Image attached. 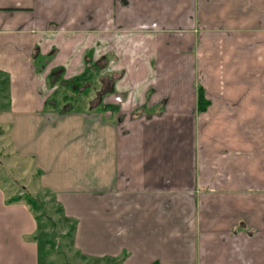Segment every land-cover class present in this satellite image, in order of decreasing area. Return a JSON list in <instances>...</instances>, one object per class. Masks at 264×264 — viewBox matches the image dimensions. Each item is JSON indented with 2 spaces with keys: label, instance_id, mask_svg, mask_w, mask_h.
Masks as SVG:
<instances>
[{
  "label": "crops",
  "instance_id": "crops-1",
  "mask_svg": "<svg viewBox=\"0 0 264 264\" xmlns=\"http://www.w3.org/2000/svg\"><path fill=\"white\" fill-rule=\"evenodd\" d=\"M89 53L106 63L91 108L118 110L47 113L50 71L79 77ZM0 76V125L52 174L39 183L79 220L77 252L264 264V0H0ZM7 203L0 192V264H38L34 216Z\"/></svg>",
  "mask_w": 264,
  "mask_h": 264
},
{
  "label": "rangeland",
  "instance_id": "rangeland-1",
  "mask_svg": "<svg viewBox=\"0 0 264 264\" xmlns=\"http://www.w3.org/2000/svg\"><path fill=\"white\" fill-rule=\"evenodd\" d=\"M5 81V77L0 76V112L5 111L8 107ZM64 94L65 92L61 98ZM61 98H59V103H61L62 109L68 104H72L74 107L73 111L66 113L67 115L95 113L106 118L107 112L104 109L100 107L93 109L92 105L90 106V102L95 101L94 92L75 96L73 100L61 101ZM46 112L60 115L57 109ZM111 122L112 124L117 123L116 120ZM72 131L78 132L77 130ZM104 146L102 138H93L90 150L102 149ZM14 148L15 146H12L9 139L8 128L0 125V192L9 200L6 205H23L34 216L36 235L32 238L26 237V239L37 242L39 246L38 264H107L105 261L95 262V259L76 251L73 239L79 220L65 216L63 205L55 197L57 193L48 188L44 189L39 183L43 174L48 175L49 180H51L52 174L38 168L34 159L17 154ZM138 148L137 145H131L132 150Z\"/></svg>",
  "mask_w": 264,
  "mask_h": 264
},
{
  "label": "trees",
  "instance_id": "trees-1",
  "mask_svg": "<svg viewBox=\"0 0 264 264\" xmlns=\"http://www.w3.org/2000/svg\"><path fill=\"white\" fill-rule=\"evenodd\" d=\"M54 54L42 58L37 56L35 59L36 70L38 72L43 71L53 59ZM106 63L105 60L100 62H94L93 54L89 53L85 57V69L82 75L76 77L72 80H65L63 68H55L50 71L47 76V86L53 91V95L46 101L45 111H53L55 109L59 110L58 114H66L73 111V105L68 104L61 108V103H59V98H61L63 92L65 94L60 99L61 101L73 100L75 96L81 94H88L94 92L95 100L98 98V95L101 94V72L105 69ZM96 101H91L90 106L94 105ZM205 106L203 93L200 91L199 100H198V109L203 110ZM100 108L104 109L106 112H115L118 109L106 105H100Z\"/></svg>",
  "mask_w": 264,
  "mask_h": 264
}]
</instances>
